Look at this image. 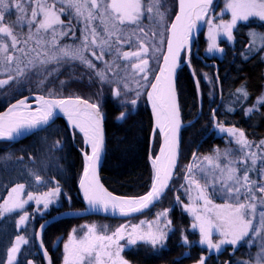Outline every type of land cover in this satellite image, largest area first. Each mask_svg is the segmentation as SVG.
<instances>
[{"label": "snow or ice", "instance_id": "1", "mask_svg": "<svg viewBox=\"0 0 264 264\" xmlns=\"http://www.w3.org/2000/svg\"><path fill=\"white\" fill-rule=\"evenodd\" d=\"M159 4L160 0H0V75L6 77L0 79V88L26 76L27 71L37 66H40V74L46 78L57 71L48 69L46 65L79 61L88 69H95L102 84H115L113 94L119 97L122 91L129 90V82L143 87L141 80L148 82L149 73L154 71L150 60L159 52V47L154 44L156 34L153 33L150 37L141 21L151 19L168 33L163 64L159 66V73L155 74V82L151 83V91L147 93L155 117V127L162 134L164 143L160 155L152 161L154 177L151 188L141 197L114 196L96 178V167L102 158L105 144L103 115L99 104L79 97L37 96L33 110L25 97L0 114V140L12 141L33 134L34 130H44L43 126H50L53 122L57 110L63 113L70 127L82 133L84 142L91 147V155L85 153L84 156V174L80 181L85 201L92 208L100 207L104 211L111 209L122 216L143 212L155 206V202L161 200L168 189L179 155L178 132L181 127L175 83L176 69L182 63L181 52L190 50L192 34L197 30L198 22L205 21L208 25L207 51L212 53L223 52L217 43L218 37L224 36L232 41L233 30L239 21L248 22L250 18L264 21V0H226L223 12L230 13L231 20L218 24L207 18L213 0H179V12L174 22L164 27L166 17L164 12L159 11ZM13 7L17 13L15 21H11ZM65 15L68 17L67 24L62 19ZM73 16L83 24V28L79 29L80 35L73 45H62L60 40L69 33L76 36ZM128 25L136 27L129 32ZM160 35L163 37V32ZM252 37L255 44L256 34L253 33ZM259 38L261 49L264 50V34ZM33 42L35 47L31 46ZM124 44H128L130 50H122ZM251 50L250 48L249 51ZM106 54L114 58L105 60ZM93 59L102 61L104 69H98L92 62ZM119 60L125 63L120 64ZM116 69L123 71L125 75L119 77ZM106 72H113L118 78L110 80ZM137 77L140 79L137 80ZM197 87L199 88V84ZM237 91L243 98H247L248 93L244 87ZM139 94L137 91V96ZM136 102L135 99L131 100L133 105ZM257 102L264 103V98ZM252 111L253 108L247 109L248 113ZM125 115L121 113L118 119H124ZM218 127L220 132L233 137L240 146L239 152L242 155L239 159H229V156L237 155L235 151L229 150L223 154L227 163L221 164V154L218 151L214 156H204L200 162H197L199 158L193 153V160L187 166L184 177L188 203L184 204L183 210L192 217V229L199 231L200 245L216 251H220L222 245L226 244L240 246L243 243L255 247V241L259 238V248L252 264H264V184L250 177V168L247 166L250 160L252 167H255L260 154L251 151L252 144L243 130L225 128L223 124ZM262 145L264 141L257 148ZM238 165L245 167L240 168ZM256 171L264 172V164ZM36 180L41 183L39 175ZM24 192L23 183L11 187L7 197L0 202V219L6 214L24 209L33 200L37 205L43 204L47 210L53 203V197L60 194V189L56 187L39 196L28 192L27 199L22 198ZM256 193L261 195L258 197ZM176 199L180 201L179 196ZM168 212L169 210H164L157 213L155 220L147 222L146 230V222L143 220L138 225H121L111 234L99 231L92 225L86 226L87 231L82 237H77L74 229L64 244L63 264H127L122 257L124 248L120 242L125 239L128 245L143 242L154 248L162 245L168 236L166 230L172 226ZM257 215L259 221L254 223ZM28 219L27 213L19 215L18 229L23 226L26 231ZM213 232L220 237L216 242L213 240ZM26 243L28 241L24 236H16L15 242L7 249V264H15L21 245ZM183 243H190L186 236L183 237ZM44 255L47 256V252ZM199 264H205L203 257ZM243 264L250 262L245 261Z\"/></svg>", "mask_w": 264, "mask_h": 264}, {"label": "trees", "instance_id": "2", "mask_svg": "<svg viewBox=\"0 0 264 264\" xmlns=\"http://www.w3.org/2000/svg\"><path fill=\"white\" fill-rule=\"evenodd\" d=\"M164 1L165 3L163 2L161 6L167 3L168 6L165 5V7L166 11L169 10L167 16L168 22L171 23L177 12V2L176 0ZM13 19L15 20V15L12 21ZM62 19L65 24L68 23L66 15ZM135 27L129 26L128 30L131 31ZM82 28V23L73 21L76 37L80 35L79 29ZM24 31H27L26 27ZM252 33L256 34V40L259 42L257 46H255L256 42L255 44L252 42ZM261 34H264V22L254 19L239 24L233 32L232 46L226 48L219 64L218 73L222 102L216 114L217 118L227 127L243 130L249 142L254 144L264 141V103L257 104L264 91V50L261 49L259 38ZM71 36L70 33L65 36L62 43L72 42ZM199 43V52H202L204 48L202 35ZM250 47H258V50L249 51ZM164 50L165 44L163 50L157 54L159 55L158 61L154 65L151 79L140 95L142 98L139 97L142 105L134 115L122 123L117 121L118 117L136 96L126 92L118 100L112 98L111 86L100 82L95 69H88L76 63H69V61L48 64L46 66L48 69H57V71L46 78L37 72L38 67L27 71V75L19 85L16 81L7 89L0 91V112L18 100L33 95L50 98L79 97L99 104L106 129V150L101 180L106 189L115 196L141 197L147 193L152 181L149 156L155 157L159 147V137L156 134L153 147L150 148L152 118L143 104L146 92L158 71ZM184 58L183 56L182 62ZM190 62L200 86L201 117L193 122L199 113V101L192 76L187 66H184L178 73L177 94L183 122L193 123L182 131L180 159L168 192L156 207L140 217L147 216L159 208L167 209L173 205L175 194L181 192L182 188L181 172L188 166L199 142L205 136L207 125L211 120V111L218 101V89L215 87L217 91L215 101L210 96L209 87L202 80L201 70L206 67L194 57ZM42 79L43 83H41ZM241 87H244L248 93L246 99L237 91ZM248 108H253V111L248 113ZM79 136L75 135V143L82 150L83 143ZM214 148L220 154L225 153L227 149L221 139L207 138L200 145L197 157L212 156ZM82 169L83 159L74 145L66 122L62 119L21 142L15 144L0 142V202L7 197L11 187L17 183L25 184L24 193L31 191L34 186L37 188L39 186L36 180L37 175L42 181L54 182L55 186L52 189L56 187L60 189V194L53 197V203L47 210L44 209L43 204L37 205L33 200L29 201L24 209L6 214L0 219V264H7V249L15 242L17 235L24 236L28 243L21 247L15 264H29V261H32V264H45L36 246V231L44 220L56 213L84 209L77 190ZM58 204L59 207H57ZM173 212L172 224L176 230L168 239L166 247L158 252L145 251L140 247L129 250L125 254L129 264H198L202 257L205 264H236L244 261V248H239L232 253L231 248L228 247L217 255L208 256L204 249L195 245L197 237L191 234L186 236L190 243L185 245L183 231L179 229V222L176 220L177 213L175 210ZM24 213H27L29 217L26 231L23 226L19 229L17 226L19 215ZM86 222H93L97 225H114L121 221L90 217L66 219L49 225L43 233L42 242L54 264H59V250L54 248L56 243L62 242L76 227Z\"/></svg>", "mask_w": 264, "mask_h": 264}, {"label": "rangeland", "instance_id": "3", "mask_svg": "<svg viewBox=\"0 0 264 264\" xmlns=\"http://www.w3.org/2000/svg\"><path fill=\"white\" fill-rule=\"evenodd\" d=\"M163 2L165 3L164 0H160L159 11L165 13V17L166 18H165L164 27H167V26H170V24H171V23L168 22V16H167V14H169V10L167 9V11H166L165 5L167 3L164 4V6L163 5L161 6V4H163ZM225 4H226V0H219L213 6L211 12L209 13L208 18L212 19L214 21V23H217V24L220 23L221 21H224V22L230 21L231 20V14L230 13H227V12H223V10L225 8ZM144 6L146 8L147 7V3H145ZM166 6H168V5H166ZM29 11H30V9H29ZM12 12H13V15L11 17V21H12V18L14 17V15H15V20H16V16H17L16 10H15L14 7L12 8ZM222 12H223V15L221 14ZM66 18L68 19L67 15H66ZM156 19L158 20V18H156ZM254 19L260 21L258 18H250V21L251 20H254ZM15 20L13 19V21H15ZM74 20L76 21V18L73 16V21ZM6 21H8V17H6ZM260 22H264V21H260ZM241 23H247V22H245V21H239L238 24H237V26L239 24H241ZM141 24H142V26L144 28L148 29V35L150 37L153 36V33L156 34L155 37H154V44L159 47V52H157L155 54V56L150 60V66L153 69L155 63H157V61H158L159 55H157V54H159L163 50V45L166 44L165 42H166V39H167V32L164 31V28L163 27L158 26V23L153 22V20H151V19H149V20H142L141 21ZM129 26L130 27L131 26L134 27L135 25H128L127 27H129ZM234 30H233V32H234ZM17 31H19V29H17ZM129 32H131V31H129ZM161 32H163V37H161V35H160ZM26 35H27V31H24L25 38H26ZM70 35H71V33H70ZM139 35L142 36L143 34L142 33H139ZM202 36H203V39H204V45H203L204 48L202 50V54L205 57H207V58L216 59V60H218V59L219 60H222L226 48L229 47V46H232V44H233V40L232 41H228L226 39V37L220 36L217 39V43H218L219 47L223 49V52H212V53H210V52L207 51L208 43H209V41H208V25H207V23H205ZM64 39H65V37H63L60 40V44H62V45L65 44V43H62V41H64ZM70 39L72 40V42H74V41H76V36H71ZM72 42H69V43H66V44L71 46V45L74 44ZM255 42H256L255 46L259 45L258 40H256ZM31 46L32 47H35L34 42H33V44ZM149 47L151 49V45H149ZM123 48H124L123 49L124 51L130 50V47H129L128 44H124L123 45ZM250 48L252 50H254V51L258 50L257 49L258 47H250ZM41 51H43V49H41ZM97 52L99 53V50H97ZM32 55L35 56V53H32ZM85 55L86 56H89L88 53H85ZM89 58L91 59L90 56H89ZM112 58H114V56ZM110 59H111V57L108 59V55L106 54L105 55V60H110ZM70 62L76 63L78 65H82L83 67H86L85 65H83L79 61H69V63ZM92 62L95 63L97 66L100 65L101 67H98L99 69H104V67H105V65H104V63L102 61L94 60L93 59ZM118 63L124 64L125 62L122 61V60H119ZM37 67H38L37 68L38 69L37 72L40 74V71H41L40 66H37ZM32 70H35V68H33ZM115 72L118 73V76L119 77H123L125 75V73L123 71H120L119 69H116ZM106 74H107V76H108V78L110 80L111 79L118 78L116 75H114L113 72H106ZM151 75H152V72L149 73V80L151 79ZM24 77L25 76L19 77L18 80H16L17 82L16 81H11L8 86H5L4 88H0V91H3L5 89H7V87L11 86V84L14 83V82H16L19 85L22 82V80H23ZM201 77H202V80L205 83V85H207L209 87V89H210V96L212 97V99H215V101H216L217 91H216L215 87L217 89H218V87H217V84H216V81H215L216 79L214 78V71H213V69L204 68L203 70H201ZM4 78H6L4 75H0V79H4ZM136 79L139 80L140 77H137ZM148 82H144V81L141 80V84L143 85V87H141L140 85H137L135 82H129V90H124L125 92L122 91V93H121V95L119 97H116L113 94V88L116 87V85L115 84L106 83V84H109L111 86V88H112V98L114 97L115 99L118 100V99H120L121 96L123 97V95H125L126 92H129L131 94L133 93L134 96H136V98H134L137 101L136 104L133 105L131 103V101H130L128 103V107H126L123 110V112H122V113H125L126 114L125 115V118L124 119H118L117 120L118 122L122 123L123 121H125L126 119H128L130 116L134 115L138 111L139 106L142 105V103L140 101V98H142V97H140V95L144 91L145 86H147ZM120 87H121V89H123V84H121ZM149 88H150V86H149ZM137 91H139V93H140L139 96H137ZM147 92H148V90H147ZM147 92H146V95H145V103L143 104V106H145V107H147V102H146ZM263 97H264V91H263V94H262L261 98H263ZM257 104H259V103L257 102ZM225 128H228V127H225ZM73 134H74V137H75V135L77 133L75 131H73ZM215 137L218 138V139H221V141H224V143L226 144V147H227V149H225V152H227L229 150H233V151H235L237 153V155L235 157H233V159H239L240 158V156L242 155V153L239 152V147L240 146L235 143L233 137H230L226 132H223L222 133L219 130H218V133L216 134ZM81 140H82V138H81ZM202 140H203V138H202ZM82 143H83V140H82ZM251 144H252L251 151L260 154V158L257 159V163H256V166L255 167H252L250 160L248 161L247 166L250 168L249 175H250V177L252 179L259 180L260 183L264 184V172L258 173L256 171L257 168H260L261 164H264V145H262L261 147L257 148V145H259L260 143L259 144L251 143ZM213 150L214 151H213V155L212 156H214L216 154V152L218 151L216 148H214ZM223 154H221V159H220V163L221 164L223 162L224 163H227V160L224 161L225 158H224V155ZM196 157H197V154H196ZM231 157L232 156H229V159H231ZM192 158H193V156H192ZM192 158H191V160H192ZM202 160H203V158L200 157L197 162H200ZM204 163H205V165L207 164V162H204ZM238 167L243 168V167H245V165H238ZM186 171H187V166L181 172V175L183 176L182 185H181V187H182L181 188V192H179L178 194L177 193L175 194L174 203H173V205L171 207H168L167 209H160L159 208V209L151 212L147 216H144V217H140L139 216V218L136 217L138 219L133 218V219H129V220H124V221H121V222H119L117 224H114V225H109V224L108 225L107 224L106 225L105 224H103V225H97V224H95L93 222L82 223L78 227L75 228L77 237H82L86 233V231H87V227L86 226H92V225H95L99 231L106 232L107 234H111L112 232H114L116 230V228H118L121 225H129V226H131V225H138L140 223V221L143 220V221L146 222L145 225H144V229L146 230L147 222H150V221L155 220L157 213H160V212H162L164 210H169V212H168V218L172 221L173 216H174V212L173 211L175 210L176 213H177V219L176 220H177V222H179L178 227H179V229L181 231H183V237H185V236H187L189 234L195 235L197 237L196 242H195V245H198L200 248L204 249L206 251V253L208 254V256L209 255H217L218 253L224 251L228 247L231 248V252L232 253L235 252L236 250H238L239 248H244V255H245V257H244V261L243 262L249 261L250 264H252V259H254L256 257V253H257L258 248H259V243H260L259 238L255 241V245H256L255 247H253L251 245H248V244H243V243L240 246H232V245H227L226 244V245H222L220 251H216L215 249L209 250L206 245H200V243H199V240H200L199 231H198V229L197 230H193L192 229V227H191V224L193 223L192 217L189 216L183 210L184 204H187L188 203V197H187V194L185 192V188L187 187V185H186L185 179H184L185 174H186ZM197 175H200V174L197 173ZM54 186H55V183L54 182L52 183V182H46V181H42L41 180V183H39V186H37V188L34 186L32 188V190L31 191H28V192H31L34 196H39V195L47 192V190H50V189L54 188ZM28 192L22 194V198L23 199H27V193ZM256 195L259 197L261 194L260 193H256ZM177 196L180 197V201L179 202L176 199ZM59 206L60 205L58 204L57 207H59ZM258 211H259V208H258ZM258 221H259V215H257L256 219L254 220V223H257ZM185 228H187V229H185ZM174 230H176V229H174L173 224H172L171 228L168 229V230H166V231H168V236L165 239V241L163 242V244L162 245H157L155 248L152 245L146 244V243H143V242H138L136 245H128L127 242H126V239L123 240V241H121L120 243H121V245L124 248V251L122 252V257L126 260L125 254L129 250H132V249H134L136 247H140V248H142L145 251L158 252V251L162 250L163 248L166 247L167 242H168V239L174 233ZM68 237H69V235L67 237H65L64 240H62V242L61 241H58L56 243L55 247H54L56 250L57 249L59 250V252H58L59 264H63V257H64V254H65L64 253V244L67 243ZM219 239H220V237H219L218 233L213 232V240H214V242L218 241ZM23 245L24 244H22L21 247ZM126 262H127V264H129V262L127 260H126ZM243 262H238L236 264H243Z\"/></svg>", "mask_w": 264, "mask_h": 264}, {"label": "water", "instance_id": "4", "mask_svg": "<svg viewBox=\"0 0 264 264\" xmlns=\"http://www.w3.org/2000/svg\"><path fill=\"white\" fill-rule=\"evenodd\" d=\"M219 0H213V5H212V8L213 6L218 2ZM177 2V12H176V15L178 14L179 12V0H176ZM212 8L210 9V12L212 10ZM209 12V13H210ZM175 15V16H176ZM208 18V17H207ZM175 20V17L173 18L172 22H174ZM171 22V23H172ZM205 21H199L198 22V25H197V30L192 34V41H191V47H190V50L189 49H185L181 52V60L183 58V56L185 57L184 61L180 64V66L176 69V76H175V83H176V92H177V77H178V73L179 71L184 67V66H187L191 76H192V79H193V82H194V85H195V88H196V92H197V97H198V101H199V110H201V107H202V102H201V93H200V87L198 88L197 87V84L198 83V79L194 73V70L191 66V63H190V56L192 53H194L198 59H200L203 64H205L206 66L210 67L212 66L213 64H208V63H205L202 58H200L197 53L199 51V47H200V44H199V39H200V36L202 35L203 33V30H204V26H205ZM168 35V33H167ZM167 51V39H166V44H165V50H164V53H166ZM163 64V56H162V59H161V62H160V65ZM159 65V66H160ZM215 67H217L215 64H214ZM217 68H216V73H215V79L217 81V84H218V93H219V101H218V104L217 106L215 107V109L213 110V121H214V124L217 122V120L215 119V113L216 111L219 109L220 105H221V102H222V92H221V84H220V81L218 79V75H217ZM159 73V68H158V71L156 74ZM153 82H155V78L153 80ZM151 91V85H150V88L148 89V92ZM147 92V93H148ZM39 96V95H33V96H29V97H26L27 98V103L28 105L30 106L31 109H35L36 107V100L35 98ZM75 99V98H73ZM21 100V99H20ZM19 101V100H18ZM17 101V102H18ZM177 101H178V105H179V110H180V104H179V98H178V94H177ZM15 102V103H17ZM146 102H147V108L150 112V115H151V118H152V132H151V137H150V148L152 149L153 147V143H154V139H155V135L157 134L158 137H159V147H158V150H157V153L155 155V157L153 158L152 156H149V161H150V165H151V168H152V181H153V177H154V168H153V164H152V161L153 159H155L157 156L160 155V149L161 147L163 146V143H164V139H163V136L162 134H160L159 132V129H157L155 127V117H154V114H153V111H152V105L151 103L149 102L148 100V96H146ZM13 103V104H15ZM11 104V105H13ZM8 106L6 109H4L2 112H0V114H3L5 113L9 107ZM59 119H62L66 122V125L71 133V137H72V140L74 142V145L75 147L77 148V150L80 152V155L83 159V169H82V173H81V176H80V179H79V182H78V185H77V190H78V194H79V197L80 199L82 200V203L84 205V209L83 210H80V211H64V212H59V213H56L54 214L53 216L49 217L48 219L44 220L40 226L38 227L37 231H36V235H35V241H36V246H37V249H38V252L39 254L41 255V257L43 258L45 264H54L53 261H52V258L49 254V252L46 250V248L44 247H41V244H43L42 242V237H43V233L45 231V229L53 224V223H56L58 221H62V220H66V219H85V218H90V217H100V218H106V219H111V220H115V221H124V220H129V219H133V218H136V217H139V216H142L146 213H148L149 211H151L154 207H156L161 200L159 201H156L155 202V206L153 207H150L149 209H145L143 212H137V213H132L128 216H122L119 214L118 211L114 212L113 210L109 209L108 211H104L103 209H101L100 207H96V208H92L89 206V204L85 201L84 199V193L80 187V181L81 179H83V174H84V167H85V159H84V156H85V153H87L88 155H91V148H87L85 142H84V139L82 137V135L77 131V130H74L70 127V125L68 124V121H67V118L63 115V113H60L59 110H57V114L54 116L53 118V122L50 123V126L57 120ZM180 121H181V127L179 129V132H178V139H179V155L177 157V163H176V168L175 170L173 171V175L171 177V180L169 181V186H168V189L166 190L164 196L166 195V193L168 192L170 186H171V183L176 175V171H177V167H178V163H179V159H180V150H181V136H182V131L185 127L187 126H190L193 122L191 123H184L183 120H182V116H181V111H180ZM49 126H43V129H46L48 128ZM103 130H104V138H105V144H104V150H103V153H102V158L99 162V164L97 165L96 167V178L99 180V183L100 185L103 186V188L109 192L106 187L104 186L102 180H101V171H102V167H103V163H104V159H105V150H106V129H105V122H104V118H103ZM43 130H34V133L33 134H36L38 132H41ZM73 131H75L78 135H80V137L82 138L83 140V149L80 150L76 143H75V137H74V134H73ZM33 134H29V135H26V136H22V137H19L17 139H14L12 141H8V140H0V142L2 143H9V144H15V143H18V142H21L23 140H25L26 138L32 136ZM203 142V141H202ZM201 142V143H202ZM200 143V145H201ZM200 145L198 146L197 150L195 151V154H197L198 152V149L200 147ZM193 160V158H192ZM192 160L190 161V163L192 162ZM159 163V162H158ZM189 163V164H190ZM152 181H151V184H152ZM150 188H151V185H150ZM149 188V190H150ZM148 190V191H149ZM147 191V192H148ZM110 193V192H109ZM112 194V193H111ZM113 195V194H112ZM115 196V195H114ZM163 196V197H164ZM119 197V196H117ZM121 198H125V197H121ZM43 226V228L41 227ZM47 252V256L44 255V253Z\"/></svg>", "mask_w": 264, "mask_h": 264}, {"label": "flooded vegetation", "instance_id": "5", "mask_svg": "<svg viewBox=\"0 0 264 264\" xmlns=\"http://www.w3.org/2000/svg\"><path fill=\"white\" fill-rule=\"evenodd\" d=\"M199 44H200V43H199ZM199 49H200V47H199ZM199 51H200V50H199ZM199 51H198L197 55H198L200 58H202V60H203L205 63L213 64V65L210 66V67L206 66L205 64H203V62H202L200 59L197 58V56H196L194 53L191 54V56H190V61H191V58L194 57V58L198 59L199 62H200L204 67H206V68H208V69H213V71H214V78H215L216 68L218 69V70H217V75H218V73H219V64H220L221 60H219V59L216 60V59L207 58V57H205V56L202 54V52H199ZM184 59H185V58H184ZM190 63H191V62H190ZM214 64H215L217 67H215ZM218 79H219V78H218ZM215 81H216V80H215ZM198 83H199V82H198ZM216 84H217V81H216ZM199 87H200V86H199ZM217 87H218V84H217ZM218 101H219V98H218ZM218 101H217V103L215 104L213 110H214L215 107L217 106ZM213 110L211 111V120H210V122H209L208 125H207V131H206V134H205V136L203 137V140H201V141L199 142V145H200V143H201L202 141L204 142L207 138L218 139V138H216L215 136H216V134L218 133V130H219L218 125H219V124H223L224 127H227V126L224 124L223 121H220V120L217 118L216 114H217V111H218V110H217L216 113H215V119L217 120V122L214 124V121H213V115H212ZM201 113H202V107H201V110H199L198 116H197V118L195 119V121H197L198 119H200V117H201ZM195 121H194V122H195ZM228 128H229V127H228ZM201 144H202V143H201ZM199 145H198V146H199ZM196 150H197V149H196ZM189 163H190V162H189Z\"/></svg>", "mask_w": 264, "mask_h": 264}, {"label": "bare ground", "instance_id": "6", "mask_svg": "<svg viewBox=\"0 0 264 264\" xmlns=\"http://www.w3.org/2000/svg\"><path fill=\"white\" fill-rule=\"evenodd\" d=\"M78 131V130H77ZM79 132V131H78ZM80 133V132H79ZM81 135H82V137H83V134L82 133H80ZM84 139V138H83ZM86 144V143H85ZM86 146H87V148H91L89 145H87L86 144Z\"/></svg>", "mask_w": 264, "mask_h": 264}]
</instances>
